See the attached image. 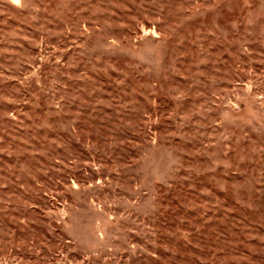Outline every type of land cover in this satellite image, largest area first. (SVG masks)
I'll return each mask as SVG.
<instances>
[{"label": "rangeland", "instance_id": "rangeland-1", "mask_svg": "<svg viewBox=\"0 0 264 264\" xmlns=\"http://www.w3.org/2000/svg\"><path fill=\"white\" fill-rule=\"evenodd\" d=\"M0 264H264V0H0Z\"/></svg>", "mask_w": 264, "mask_h": 264}]
</instances>
